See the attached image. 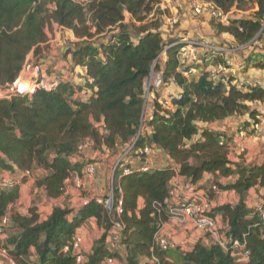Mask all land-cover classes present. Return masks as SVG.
<instances>
[{
    "label": "trees",
    "instance_id": "1",
    "mask_svg": "<svg viewBox=\"0 0 264 264\" xmlns=\"http://www.w3.org/2000/svg\"><path fill=\"white\" fill-rule=\"evenodd\" d=\"M205 1L228 15L226 22L210 19L216 37L231 36L243 49L253 42L264 43V0H255L259 9L252 16L232 17L233 10L244 11L252 0ZM167 14L162 0H0L2 88L20 77L31 52H42L55 25L71 30L75 37L64 52L72 63L67 81L51 90L0 97V171L23 175L12 187L0 188V246L17 264H104L108 257L119 264H264V220L248 201L252 190L258 200L264 199V161L232 160L230 138L218 129L200 126L246 114L254 125L259 123L264 86L234 82L231 76L214 78L208 67L227 68L225 54L207 51L197 62L183 63L184 39H167L163 28ZM179 26L173 25L177 30ZM253 65L264 69V60ZM76 67L86 69L80 84L71 80ZM152 71L162 74L161 89L170 83L180 88L171 106L161 101V89H154L155 99L150 95L145 102V82ZM250 124L245 120L239 131H248ZM87 139L99 152L125 151L132 144L130 155L157 148L173 164L148 171L134 168L129 174L117 167L113 191L116 201L123 202L120 214L95 198L78 208L54 205L46 217L34 204L27 213L14 208L26 171L41 170L34 185L50 199L62 197L66 181L83 176L91 162L77 159L79 146ZM176 176L190 185L207 177L200 188L209 199L217 191L238 194L237 203L219 204L210 214L221 216L226 237L245 241L246 261L215 243L197 241L192 250L178 248L173 259L170 251L157 247L155 234L167 220L159 209L165 206ZM91 219L103 233L90 251L81 249L85 262L78 263L76 254L65 248ZM116 222L122 224L117 243L123 251L110 241Z\"/></svg>",
    "mask_w": 264,
    "mask_h": 264
},
{
    "label": "crops",
    "instance_id": "2",
    "mask_svg": "<svg viewBox=\"0 0 264 264\" xmlns=\"http://www.w3.org/2000/svg\"><path fill=\"white\" fill-rule=\"evenodd\" d=\"M162 1H163V5L165 6V2H164L165 0ZM168 1L177 7L179 5L183 12L188 11L189 9L187 0H168ZM189 10L191 12L188 11V14L189 13L193 14L191 7ZM195 16L197 17L190 20L188 28L183 27L184 28L183 31L179 30L181 26L180 25L178 30H176L174 34L171 35V38L181 37V40L183 41V39L188 40L191 37H195V38L204 37L211 42L221 43L220 41L223 38L228 37V39H232L233 41H235L231 36H228L226 34H224L220 38L216 37L214 31L211 29L209 25V21L211 19L210 17L206 16L205 14L195 15ZM203 16H205V18H203ZM129 19L130 16L129 14H127L126 21H128ZM53 29H54L53 31L50 30L48 31L49 40L47 44L44 45V48L45 47L47 48L48 47L47 45L53 47L54 43L56 41H59V39L62 37L61 33H63V31L67 34H70L72 41L75 40L74 34L71 30L63 29L62 27H59L57 25H55ZM258 42L260 41H257L256 43ZM261 44L264 45L263 41L261 42ZM44 48L42 49V52L39 55H35L34 52H31L28 55L27 62L28 61H30L31 63L43 62L48 69L51 70L55 69L58 72H62L70 75L69 68L72 66L70 56L64 57L63 54L60 56L61 58L56 59L51 56H56L57 53L55 55H51L50 53L47 55L46 59H40L41 58L40 56L44 54ZM200 51L205 53L207 52L202 49H200ZM224 54L229 66L227 68L219 67V69L222 70L226 69V71L229 74L226 75L225 73H223L224 74L223 76L225 77L231 76L234 78V82H238V83H246L248 81H256V80L264 81V69L254 67L253 63H255L256 61L252 59L250 61L247 59H243V57L239 55L240 53H238V55L233 53V49H231V51H227V53ZM34 56H36L37 60H34ZM54 62H56L55 65L53 64ZM217 68L212 65L208 67L209 70H213ZM85 73H86L85 68L76 67L74 69L73 74L71 73V80L80 84L83 80V76L85 75ZM22 74L25 73L22 71L21 75ZM180 91H181L180 88L175 83H170L167 87L159 90V93L161 95V101H165L168 106H171L172 98L179 96ZM172 93L174 94L173 97H172ZM156 94H157L156 92H153L151 94L152 101L155 99ZM81 96L86 97L85 92H83ZM262 107L263 110H261V115L258 118H260L263 115V120H264V106ZM147 111L149 112L148 115H150L152 109L148 108ZM241 120H242L241 116H233L223 121H217L214 123H200V126L209 127L212 129H218L224 132L228 139L230 138V141L233 144V149H232L233 152L231 154L232 160L239 161L241 157H243L246 163H261L264 161V126L258 125L259 123L254 125L253 124L254 121H252L251 125H249L248 127L249 128L248 131H239L240 127L238 126L239 125L238 123ZM241 132H246V133L248 132V133L245 136H241ZM121 151L122 150L118 152H112L110 150L105 149L103 152H99L94 150L93 147H89L84 151L80 152V154L77 156V159L91 161L90 163H93L96 167L95 175L92 177H87L84 175L82 179L83 187L81 188H78L75 185L74 183L75 177L69 179L66 182L65 194L58 199L48 198L42 189L36 187L34 183L36 181L37 175L34 178L33 175L35 173H32V176L27 177V180L21 183V197L19 201L14 205V208L22 213H27L29 207L33 205L32 197L39 192L43 195V198L48 199L49 204L46 207L42 206L40 203H35L34 205H37L41 215L43 217H46L52 212L54 205H64L62 204V201L64 200L71 207L78 208L82 206L85 200H90L95 197L105 195L107 191L113 186L115 169H116L115 165L117 159L119 158V155L121 154ZM148 159L149 161H151L153 168H163L173 164L172 159H170L169 156L164 151L157 148L151 149V152L148 155ZM129 162H130V167H134V168H137L139 165L142 164V161L138 160L136 158V155H130ZM37 171H41V170H37ZM15 174L14 176L16 178ZM0 175L9 176L11 178L13 177L11 171H5V170L0 171ZM205 178L206 179L200 181V183L197 185H190L185 181L184 177L176 176L172 180V183L175 182L182 183L187 191H189L190 193H196L200 198L209 200L213 207H216L217 205L226 202H230V203L238 202L239 196L235 191H218L214 199L206 198L204 194V189L200 188V186L206 182L207 177ZM226 180L229 179H222L223 182H225ZM249 194H250L248 197L249 203L255 205L259 197L258 193L255 190H252L250 191ZM217 218L219 222L222 221L221 216L218 215ZM166 231L181 244L182 250H192L197 241H202L203 243L207 244L205 242L206 240L205 237H203L201 233L193 230L191 225H187L186 227H176L171 223H167ZM102 233L103 230H101L98 227L95 219H91L88 223L84 224L81 228H79L77 231V235H80L83 238V243H82L83 251L85 252L90 251L93 242L95 241V240L93 241L92 237L93 236L96 237L97 234H100L101 236ZM120 251H123V249H121Z\"/></svg>",
    "mask_w": 264,
    "mask_h": 264
},
{
    "label": "built area",
    "instance_id": "3",
    "mask_svg": "<svg viewBox=\"0 0 264 264\" xmlns=\"http://www.w3.org/2000/svg\"><path fill=\"white\" fill-rule=\"evenodd\" d=\"M191 5V10L194 15H206L210 18H218L223 22L228 20V15L224 14L221 9L217 8L215 5L205 1V0H187ZM261 32H264V21L262 25ZM260 32V33H261ZM260 35V34H259ZM258 35V36H259ZM184 45L181 50V60L186 64H193L198 61L200 49L204 51H212L213 53L224 54L227 51H231V48L223 46L221 43H214L206 38H189L184 39ZM233 49V48H232ZM195 68H191V72H195ZM23 72L25 74L20 75V77L11 85L0 90V97H11L16 94H27L33 93L37 89L51 90L56 88L60 83L67 81L69 79V74H65L58 71H53L49 73L48 68L43 62H26ZM211 75L217 78L218 74L216 71L210 70ZM154 71H152L150 77L145 82L146 91V103L152 91L154 89H161L163 85L162 74L157 72L154 76ZM184 75L188 76V72H184ZM27 84L28 88L25 92V88H21L22 84ZM246 84L250 86H264V81H248ZM145 103V104H146ZM264 106V104H263ZM241 136H245V132H241ZM133 146V144H132ZM128 147L125 151H122L117 159L115 168H119L123 171V174H129L133 171L134 167H130V149ZM92 147V143L89 139L84 141L79 146V151L82 152L85 149ZM151 152L149 147L140 149L136 155V158L142 161L137 170L148 171L153 169L151 161L148 159V155ZM96 167L93 163L86 165L83 170V176H75L74 183L78 188L83 187L82 179L85 176L92 177L95 175ZM25 176H32L31 171H26ZM16 176L9 177L0 175V188H9L15 184L17 178L22 177ZM68 181V180H67ZM66 181V182H67ZM217 191V190H216ZM66 192V189H65ZM218 192V191H217ZM96 201L104 205L108 210L116 209L117 213L122 212L123 202L121 199L116 201L115 194L113 191V186L107 191L103 196L95 197ZM89 200H85L82 205H85ZM259 214L264 220V199L257 200L255 203ZM213 206L211 202L207 199L200 198L196 193H190L186 190L184 185L180 182L172 183L170 189L169 198L165 201V206L159 209L160 212H164L167 216V220L163 221L155 234V244L163 251H171L181 248V244L174 239L173 236L168 234L166 231L167 223H171L176 227H186L191 225L193 230L201 233L205 237V242L207 244L215 243L221 246L225 251L231 253L232 256L246 261L249 258V251L246 248V243L240 239H232L226 237L225 232H222L224 228L223 224L218 221L217 217L210 214ZM7 219L3 220V226H6ZM122 224L116 222L113 230L110 233V241L118 242L121 237ZM1 231V230H0ZM83 238L80 235H76L73 238L71 246H67L65 251H71L77 256L78 263H84L85 257L81 251ZM155 262H159L158 258L153 257ZM17 264V262L11 257L9 251L6 247L0 246V264ZM104 264H118L116 259L113 257H108L105 259Z\"/></svg>",
    "mask_w": 264,
    "mask_h": 264
},
{
    "label": "rangeland",
    "instance_id": "4",
    "mask_svg": "<svg viewBox=\"0 0 264 264\" xmlns=\"http://www.w3.org/2000/svg\"><path fill=\"white\" fill-rule=\"evenodd\" d=\"M77 1L86 3L89 0H77ZM164 2H165V6L163 5V7H165L167 9L168 14L164 16L165 25H164L163 28L165 29V33H166L167 39H171V35H173L174 32L177 30V29H175L173 27V25L175 23H180L181 26H180L179 30L183 31L184 30L183 27L188 28L190 20L195 18V17H197V16H195L194 14H190V13L188 14V11H190L189 9L191 7L189 2L187 3L188 6H189V9H188V11H185V12L182 11V9H181V7L179 5L177 7L174 4H171L168 0H165ZM258 9H259L258 3L255 0H252V1H250V3L248 4L247 8L244 11L235 9V10L232 11V14L230 16L231 17L234 16V15H237V16H240V15L252 16L253 13L255 11H257ZM203 18H205V16H203ZM185 23H186V25H185ZM183 25H185V26H183ZM205 27H206V25H205ZM61 36L62 37L59 39V41H56L54 43L53 47H50V45H47L48 47L44 48V54H42V56H40L41 57L40 59H46L47 55L50 54V53H51V55H55L56 53L58 55V56L56 55V56H51V57H54L56 59L61 58L60 56L64 54V52L66 51V49L68 47H70L71 41H72L70 34H67L64 31H63V33H61ZM220 42H221V44L223 46H226V47L231 48V49L233 48V53H235L237 55H238V53H240L239 55H241L243 57V59H247L249 61L251 59L254 60V61H257L259 59H264V56H263L264 55V53H263L264 52V45L261 44V42H258V43L253 42L251 45H247L244 49H243V46L237 45L235 43V41H233L232 39H228V37L223 38ZM225 53H227V52H225ZM203 54H205V52H200L199 53V55H203ZM34 60H37L36 56H34ZM55 63L56 62H54L53 64L55 65ZM52 71H57V70L53 69ZM213 71H216V73L218 74L217 75L218 77L223 76L224 75L223 73H225L226 75L229 74L226 71V69L222 70V69L217 68V69H213ZM156 73L157 72L154 71L153 75L155 76ZM1 89H2V87L0 86V90ZM173 96H174V94L172 93V97ZM260 110H263L262 106L260 107ZM244 116H241L242 120L239 121V123H238L239 124L238 126L240 128L243 127L245 120L248 123H252L251 122L252 120L249 118V114H246ZM258 121H259L258 125L264 126L263 115L260 118H258ZM247 133L245 132V135H247ZM41 173H42V171H36L35 174L33 175V177L35 178L36 175L41 174ZM12 175H13V177H15L14 174H12ZM226 181H228V180H226ZM35 203H40L42 206L46 207V206H48L49 201H48V199L43 198V195L38 192L35 196L32 197V204H35ZM62 204L66 205L65 200L62 201ZM99 236H100V234H97L96 237L93 236L92 237L93 241L96 240L97 238H99ZM111 243L114 245L115 249L121 250V248H120V246L118 245L117 242H112L111 241ZM169 253H170L169 255H170L171 259H173L175 257V255H176V252L174 250H171ZM3 262H4L3 264H5V261H3Z\"/></svg>",
    "mask_w": 264,
    "mask_h": 264
},
{
    "label": "bare ground",
    "instance_id": "5",
    "mask_svg": "<svg viewBox=\"0 0 264 264\" xmlns=\"http://www.w3.org/2000/svg\"><path fill=\"white\" fill-rule=\"evenodd\" d=\"M21 88H25V92H26V90H27V89H29V88H28V85H27V84H25V83H24V84H22Z\"/></svg>",
    "mask_w": 264,
    "mask_h": 264
},
{
    "label": "water",
    "instance_id": "6",
    "mask_svg": "<svg viewBox=\"0 0 264 264\" xmlns=\"http://www.w3.org/2000/svg\"><path fill=\"white\" fill-rule=\"evenodd\" d=\"M257 38V37H256ZM153 137V133L150 134Z\"/></svg>",
    "mask_w": 264,
    "mask_h": 264
}]
</instances>
